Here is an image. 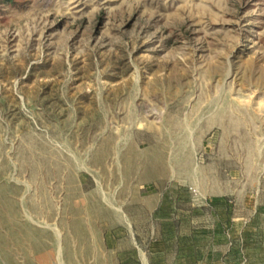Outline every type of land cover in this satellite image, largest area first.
I'll return each mask as SVG.
<instances>
[{
  "label": "rangeland",
  "instance_id": "rangeland-1",
  "mask_svg": "<svg viewBox=\"0 0 264 264\" xmlns=\"http://www.w3.org/2000/svg\"><path fill=\"white\" fill-rule=\"evenodd\" d=\"M264 264V0L0 3V264Z\"/></svg>",
  "mask_w": 264,
  "mask_h": 264
},
{
  "label": "trees",
  "instance_id": "trees-1",
  "mask_svg": "<svg viewBox=\"0 0 264 264\" xmlns=\"http://www.w3.org/2000/svg\"><path fill=\"white\" fill-rule=\"evenodd\" d=\"M14 2V0H0V3L1 4H11V3H13Z\"/></svg>",
  "mask_w": 264,
  "mask_h": 264
},
{
  "label": "crops",
  "instance_id": "crops-1",
  "mask_svg": "<svg viewBox=\"0 0 264 264\" xmlns=\"http://www.w3.org/2000/svg\"><path fill=\"white\" fill-rule=\"evenodd\" d=\"M144 264H148V263H145V262H144Z\"/></svg>",
  "mask_w": 264,
  "mask_h": 264
}]
</instances>
